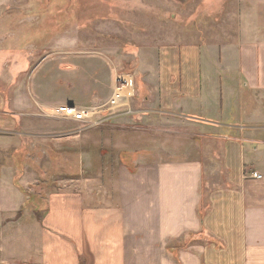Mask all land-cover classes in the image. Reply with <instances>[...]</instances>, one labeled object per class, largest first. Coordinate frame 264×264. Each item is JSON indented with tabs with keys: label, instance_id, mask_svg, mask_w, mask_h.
<instances>
[{
	"label": "crops",
	"instance_id": "crops-1",
	"mask_svg": "<svg viewBox=\"0 0 264 264\" xmlns=\"http://www.w3.org/2000/svg\"><path fill=\"white\" fill-rule=\"evenodd\" d=\"M224 1L209 0L204 25L225 14ZM238 8L236 31L155 50L144 71V104L133 114L157 130L184 121L193 130L189 159L168 150L149 161L121 146L123 159L137 160L107 167L103 183L79 176L84 165L71 180L44 182L50 173L35 168L41 150L31 145L65 156L64 138L42 133L45 116L63 105H100L98 88L84 86L86 102L69 96L81 74L74 56L55 68L42 59L15 90L0 91V264H264V0ZM92 73L102 105L112 103V66L94 55ZM79 157L84 163L86 154Z\"/></svg>",
	"mask_w": 264,
	"mask_h": 264
},
{
	"label": "rangeland",
	"instance_id": "rangeland-1",
	"mask_svg": "<svg viewBox=\"0 0 264 264\" xmlns=\"http://www.w3.org/2000/svg\"><path fill=\"white\" fill-rule=\"evenodd\" d=\"M224 3L227 5L225 14H214L215 21L206 26L201 18L211 5L209 0H0L1 92L15 90L24 80V70H34L42 59L48 57L50 67L55 68L60 62L68 66L67 61L79 56L82 59L77 64L81 68L80 76H76L79 84L73 86L69 96L86 102L92 95L85 92L84 86L91 85L87 88L92 91L94 83L99 91L93 94L95 100L102 98L99 107L95 103L90 106L99 111L95 117L97 124L83 125L54 118L50 112L45 116L47 122L42 133H48L49 139L64 138L65 156L62 162L56 148L42 151L38 144L31 145L32 150H41L39 159L33 160L35 168L43 175L50 173L47 177L45 175L44 182L57 181V177L71 180L78 177L77 172L84 165L79 176L89 180L96 177L103 183L106 177H111L106 172L107 167L137 160L136 157L123 159L120 148L116 149L121 146L130 149L128 155L139 149L149 161L158 159L159 154L166 158L168 150L173 151L177 160L189 159L193 130L185 127L184 121L177 120V126L171 127L175 123L171 120V125L164 124L160 130L152 129L144 125L146 120L142 121V114H133L134 106L144 104V71L154 65L153 51L197 44L201 40L217 41L227 31H236L231 30L230 21H237L240 17L237 12L240 0H225ZM94 55L106 59L112 66L114 97L121 88L120 81L123 83L120 78L133 77L134 90L128 102L119 99L116 104L114 98L113 105L111 102L102 105L105 94L99 90L97 81L100 82V78H93L92 73ZM110 107H114L112 112L108 110ZM133 116H136L134 124L124 119ZM111 119L114 127L108 126ZM153 130L159 132V144L153 141L157 139ZM170 131L174 138L168 142ZM26 135L38 139L37 135ZM110 136L114 137V142L107 141ZM133 136H137V142L132 141ZM80 153L86 154V162H82Z\"/></svg>",
	"mask_w": 264,
	"mask_h": 264
},
{
	"label": "built area",
	"instance_id": "built-area-1",
	"mask_svg": "<svg viewBox=\"0 0 264 264\" xmlns=\"http://www.w3.org/2000/svg\"><path fill=\"white\" fill-rule=\"evenodd\" d=\"M121 83L122 82L120 81V84ZM98 114L99 111L96 107H78V106L63 105L55 108L51 116L54 118H61L64 120H71L77 123H81L83 125H91V124H97V122L95 121L96 120L95 117ZM252 178L261 179L262 177L261 175L254 173L252 175Z\"/></svg>",
	"mask_w": 264,
	"mask_h": 264
},
{
	"label": "bare ground",
	"instance_id": "bare-ground-1",
	"mask_svg": "<svg viewBox=\"0 0 264 264\" xmlns=\"http://www.w3.org/2000/svg\"><path fill=\"white\" fill-rule=\"evenodd\" d=\"M123 83L119 86L115 98V103L118 104L120 102L119 99H124V102H128L130 96L133 95V79L130 77L122 76L120 78Z\"/></svg>",
	"mask_w": 264,
	"mask_h": 264
}]
</instances>
